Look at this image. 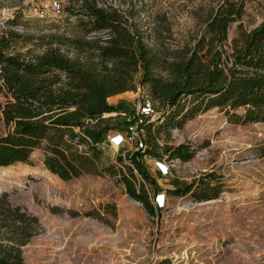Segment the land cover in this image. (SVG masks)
<instances>
[{
	"label": "rangeland",
	"instance_id": "obj_1",
	"mask_svg": "<svg viewBox=\"0 0 264 264\" xmlns=\"http://www.w3.org/2000/svg\"><path fill=\"white\" fill-rule=\"evenodd\" d=\"M85 1L0 0L5 51L31 58L56 47L71 58H84L91 43L102 42L106 34L90 29ZM95 1L118 8L148 46L164 48L168 54L193 42L214 3ZM34 7L42 13L34 12ZM242 21L247 27L264 22V0H244ZM236 24L230 25L229 37ZM135 94L125 90L107 100L132 102ZM5 98L0 91V106ZM6 128L0 112V133ZM157 141L184 142L193 153L188 159L162 157L170 164L164 174L158 169L159 157H143L146 171L159 187L147 183L155 206V194H163L154 215L131 198L113 175L60 178L43 165L39 148L32 150L29 162L0 165V193L35 214L42 226L21 246L23 260L29 264H264V154L259 150L264 123L229 121L215 106L181 126L161 130ZM121 144L102 141L101 162L115 163L118 152L133 150L130 143ZM200 177L219 180V194L198 200L191 193L168 191L177 180L184 183Z\"/></svg>",
	"mask_w": 264,
	"mask_h": 264
},
{
	"label": "trees",
	"instance_id": "obj_2",
	"mask_svg": "<svg viewBox=\"0 0 264 264\" xmlns=\"http://www.w3.org/2000/svg\"><path fill=\"white\" fill-rule=\"evenodd\" d=\"M90 29L106 33L88 47L84 58H71L52 47L23 58L6 52L0 35V106L7 126L0 133V165L29 162L33 149L42 163L62 179L85 173L110 174L151 215L158 212L147 183L159 188L146 171L145 155L188 159L193 149L184 142L160 144L163 129L217 106L232 122L264 123V22L243 24L244 0H214L204 27L190 45L168 54L148 46L114 6L86 0ZM233 22L236 32L228 36ZM146 84L156 114L144 123L145 149L118 152L116 162L102 163L99 145L107 134L124 131L130 103L109 102V96ZM115 112L118 116H103ZM122 149V148H121ZM259 150L264 154V142ZM136 169V171H135ZM141 175V178L137 176ZM206 176V175H205ZM213 177L174 182L171 194L191 193L201 200L220 192ZM42 226L35 214L0 193V264H29L21 246Z\"/></svg>",
	"mask_w": 264,
	"mask_h": 264
},
{
	"label": "built area",
	"instance_id": "obj_3",
	"mask_svg": "<svg viewBox=\"0 0 264 264\" xmlns=\"http://www.w3.org/2000/svg\"><path fill=\"white\" fill-rule=\"evenodd\" d=\"M34 12L42 13V11L36 7L33 8ZM136 94L130 103V111L121 112L126 119V128L124 131H116L112 134H107L105 140H109L111 144L122 145L121 143L126 142L132 144L133 150H140L141 152L145 149L146 143L144 141V123L149 118H152L156 114L155 102L152 99L150 92L144 85L137 84L134 89ZM130 149V148H129ZM156 159L158 169L161 173H166L170 167V164L164 159ZM136 171V169H135ZM138 174V173H137ZM140 175V174H139ZM141 178V177H140ZM162 193L157 192L155 194L156 204L161 207L162 204L159 202L162 200ZM137 201V200H135ZM139 202V201H137Z\"/></svg>",
	"mask_w": 264,
	"mask_h": 264
}]
</instances>
